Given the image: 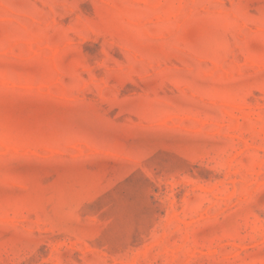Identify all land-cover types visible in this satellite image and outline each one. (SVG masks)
<instances>
[{
  "label": "rangeland",
  "instance_id": "obj_1",
  "mask_svg": "<svg viewBox=\"0 0 264 264\" xmlns=\"http://www.w3.org/2000/svg\"><path fill=\"white\" fill-rule=\"evenodd\" d=\"M0 264H264V0H0Z\"/></svg>",
  "mask_w": 264,
  "mask_h": 264
}]
</instances>
